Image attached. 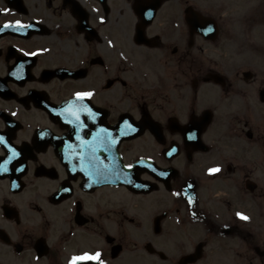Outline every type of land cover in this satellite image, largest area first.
I'll list each match as a JSON object with an SVG mask.
<instances>
[{
    "label": "flooded vegetation",
    "instance_id": "flooded-vegetation-1",
    "mask_svg": "<svg viewBox=\"0 0 264 264\" xmlns=\"http://www.w3.org/2000/svg\"><path fill=\"white\" fill-rule=\"evenodd\" d=\"M96 252L264 264V0H0V264Z\"/></svg>",
    "mask_w": 264,
    "mask_h": 264
},
{
    "label": "snow or ice",
    "instance_id": "snow-or-ice-1",
    "mask_svg": "<svg viewBox=\"0 0 264 264\" xmlns=\"http://www.w3.org/2000/svg\"><path fill=\"white\" fill-rule=\"evenodd\" d=\"M13 23H15L16 25H22L21 21H15V22H7L6 26L10 27V26H12ZM77 95L80 97H85V96L91 95V93H77ZM129 167H131V166H129ZM219 170L220 169L218 167L210 169L211 172H218ZM236 215L243 220L250 219V217H248L245 213H242V212H238ZM100 256H101V254L99 252L83 253L79 256L73 257L72 264H78L79 261H88V260L100 261ZM100 264H102V262H100Z\"/></svg>",
    "mask_w": 264,
    "mask_h": 264
}]
</instances>
